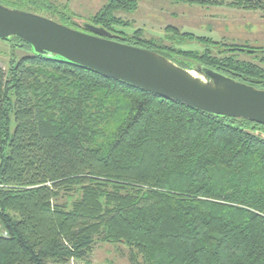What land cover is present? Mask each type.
<instances>
[{
  "label": "trees",
  "instance_id": "1",
  "mask_svg": "<svg viewBox=\"0 0 264 264\" xmlns=\"http://www.w3.org/2000/svg\"><path fill=\"white\" fill-rule=\"evenodd\" d=\"M260 1L232 5L262 10ZM0 3L82 30L48 0ZM138 6L111 0L90 23L264 91V71L251 62L163 47L143 29L130 35L118 13ZM4 41L28 54L0 66V264L88 261L101 243L127 246L132 264H264V126ZM235 75L260 77V87Z\"/></svg>",
  "mask_w": 264,
  "mask_h": 264
},
{
  "label": "water",
  "instance_id": "2",
  "mask_svg": "<svg viewBox=\"0 0 264 264\" xmlns=\"http://www.w3.org/2000/svg\"><path fill=\"white\" fill-rule=\"evenodd\" d=\"M80 25L83 31L0 3L1 40L18 38L39 55L59 56L210 115L245 119L264 126L263 90L194 61H173L159 53L120 43L103 27L86 22ZM180 61L191 65L190 69L179 66Z\"/></svg>",
  "mask_w": 264,
  "mask_h": 264
},
{
  "label": "rangeland",
  "instance_id": "3",
  "mask_svg": "<svg viewBox=\"0 0 264 264\" xmlns=\"http://www.w3.org/2000/svg\"><path fill=\"white\" fill-rule=\"evenodd\" d=\"M58 11L73 17L77 23H90L91 18L111 0H48ZM134 12H120L118 15L129 25L131 35L143 29L144 37L155 40L161 46L195 51H209L211 55L234 57L240 61L251 62L264 71V11L246 10L233 6L236 0L223 2L216 0L213 5H196L173 0H138ZM225 3V4H220ZM48 16L46 12L43 14ZM59 20V18H54ZM169 27L179 31L172 32ZM122 29V28H120ZM194 35L195 40H187L183 34ZM209 39L204 42L199 39ZM11 41L0 39V66L8 71L13 56L21 59L28 53L13 48ZM244 49L232 52L233 49ZM251 50L252 52H243ZM255 53V54H251ZM260 60V61H259ZM264 131L263 128H260ZM4 230L0 224V234ZM131 250L125 245L99 244L89 260L72 259L68 264H132Z\"/></svg>",
  "mask_w": 264,
  "mask_h": 264
},
{
  "label": "flooded vegetation",
  "instance_id": "4",
  "mask_svg": "<svg viewBox=\"0 0 264 264\" xmlns=\"http://www.w3.org/2000/svg\"><path fill=\"white\" fill-rule=\"evenodd\" d=\"M259 5H260V4H259ZM262 11H264V9H262ZM236 49H237V48H236ZM237 50L240 52V51H242V50H244V49H237ZM255 52H256L257 55H260V52L264 53V50H259V51L256 50ZM251 54H255V53H251ZM259 61H260V60H259ZM235 76H236V75H235ZM236 77H237L238 79H240V80L243 79V80L246 81V82H252V83H254V84H257L258 87H260V77H259L258 79L250 80V81H249L248 78L246 79L243 75H237ZM246 77H247V76H246ZM258 90H260V89H258Z\"/></svg>",
  "mask_w": 264,
  "mask_h": 264
}]
</instances>
